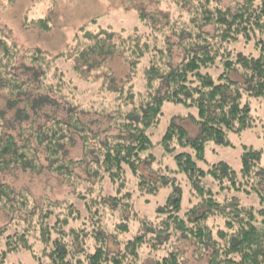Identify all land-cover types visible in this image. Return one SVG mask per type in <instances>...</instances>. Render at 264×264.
Wrapping results in <instances>:
<instances>
[{
    "label": "trees",
    "instance_id": "trees-1",
    "mask_svg": "<svg viewBox=\"0 0 264 264\" xmlns=\"http://www.w3.org/2000/svg\"><path fill=\"white\" fill-rule=\"evenodd\" d=\"M188 1L187 14L196 13L182 23L140 10L143 31L83 28L76 46L53 59L73 65L75 97L64 101L45 81L52 61L40 49L19 59L0 38V92L8 93L0 175L40 172L45 151L49 170L82 185L86 212L67 201L30 207L0 176V208L15 218L0 229V264H26L13 260L23 253L33 264H138L143 248L156 264H182L181 240L208 264H264V147L243 144L239 167L207 155L210 143L232 147L231 134L257 126L251 101H264V0H183L180 10ZM115 56L128 65L124 78L112 69ZM77 96L92 99L84 105ZM166 106L187 108L197 135L171 113L160 133ZM78 142L85 157L75 161L68 149ZM144 196L163 201L140 212Z\"/></svg>",
    "mask_w": 264,
    "mask_h": 264
},
{
    "label": "rangeland",
    "instance_id": "rangeland-1",
    "mask_svg": "<svg viewBox=\"0 0 264 264\" xmlns=\"http://www.w3.org/2000/svg\"><path fill=\"white\" fill-rule=\"evenodd\" d=\"M177 1L183 2V0H0V38L7 40L11 46L15 47L19 59L22 56H31L32 51L40 49L46 61H52L45 81L52 84L57 90H61L62 94L58 96V99L69 100L75 97L76 86L71 59L69 57L53 59L63 53L67 54L72 47L76 46V36L82 34L83 28L94 33L108 29L122 33L124 36L133 33L135 29L143 31L145 26L141 23L140 10L145 14H157L158 18L167 13L172 18H180L182 23L183 20H187L196 12L191 11L187 14L190 8L189 1L187 7L181 5L180 10ZM237 1L241 0H213L211 3L212 5L231 6ZM42 20L46 21L43 26H41ZM28 61L31 60L28 58ZM111 65L119 79L127 75L128 65L120 56H115ZM84 86L86 85L83 82L79 83V87ZM6 94H8L6 91L0 92V105L4 104L3 99ZM77 98L84 105H88L92 99V97L79 98L78 96ZM251 103L257 126L242 134H231L232 147L210 143L207 155L211 162L221 159L239 167L243 144L253 145L258 149L264 147V101L252 100ZM170 113L171 116L177 115L176 122L187 127L191 136L197 135L198 127L189 118V110L182 106H174L172 109L166 106L160 133L165 129ZM77 144L80 146L72 148L70 145L68 149V157L75 158V161L85 157L82 144L80 142ZM39 153L44 166L40 172L16 168L0 175L3 182L12 186L17 192H22L21 199L25 196L30 207L35 203L45 206L48 202L67 201L77 204L84 211L77 199L82 185L70 184L64 175L49 170L45 151ZM143 171L148 172L145 166ZM75 172L81 179L88 178L81 167L77 168ZM71 179L73 182L76 180ZM106 181L104 180L105 183ZM106 184L108 186L109 183ZM109 192H114V190L110 189ZM152 197L136 198L140 212H154L157 204L163 201V196L158 199ZM147 198L151 200L150 203L146 201ZM55 212H62V209L56 207ZM13 214V212H7L0 208V229L15 223ZM84 214L86 215L85 211ZM175 246L180 250L182 264H208V257L200 256L197 247L191 240H181V242H176ZM147 250V248H143L138 264H156L155 259L148 254ZM164 254L165 250L157 252V255L160 256ZM19 259L26 264L32 262L28 253L13 257L14 262H18Z\"/></svg>",
    "mask_w": 264,
    "mask_h": 264
}]
</instances>
